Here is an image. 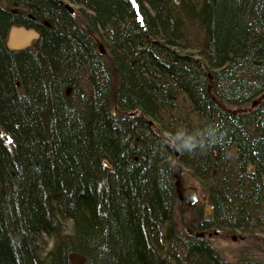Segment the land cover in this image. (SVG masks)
I'll return each instance as SVG.
<instances>
[{
    "label": "trees",
    "instance_id": "obj_1",
    "mask_svg": "<svg viewBox=\"0 0 264 264\" xmlns=\"http://www.w3.org/2000/svg\"><path fill=\"white\" fill-rule=\"evenodd\" d=\"M14 8L48 22L30 50L6 46ZM215 130L203 152L172 144ZM186 171L210 216L176 219ZM214 229L250 251L228 262ZM74 253L264 264V0H0V264Z\"/></svg>",
    "mask_w": 264,
    "mask_h": 264
},
{
    "label": "rangeland",
    "instance_id": "obj_2",
    "mask_svg": "<svg viewBox=\"0 0 264 264\" xmlns=\"http://www.w3.org/2000/svg\"><path fill=\"white\" fill-rule=\"evenodd\" d=\"M71 5L76 9L74 4L71 3ZM181 181L185 188L195 189L198 193L197 200L192 206H186L182 201H179V205L176 209V219L181 221L180 210H182V206L188 207L187 219L190 220L194 217L197 207L205 209L207 206V201L204 200V198H207L206 192L200 183L187 171L184 173V176H182ZM197 204L198 206L196 207ZM245 237L243 233L229 234V232L223 233L216 229L205 233V239L219 251L225 260L231 263L238 262L243 251H250L249 248L251 247V243L248 238Z\"/></svg>",
    "mask_w": 264,
    "mask_h": 264
},
{
    "label": "water",
    "instance_id": "obj_3",
    "mask_svg": "<svg viewBox=\"0 0 264 264\" xmlns=\"http://www.w3.org/2000/svg\"><path fill=\"white\" fill-rule=\"evenodd\" d=\"M65 8L70 11L72 14H75V9L72 7L71 4L65 3ZM40 34L35 29H28L21 26H13L10 28L6 46L10 51H22L25 49H28L31 47L34 41L39 40ZM92 38L97 43L100 52H104L103 45L99 38L96 35H92ZM4 134V132H2ZM104 164L107 167H111V165L108 163V161H104ZM181 172V171H180ZM175 190L177 193V197L180 201H182L186 206H192L195 201L197 200L198 193L195 189H187L182 184V181L180 178L177 177V180L175 182ZM205 201H207V198H204ZM213 212V207L210 205H207L204 209V213L206 216H210ZM199 236L203 237L205 236V233H199ZM86 261L85 256L74 253L70 256V264H84Z\"/></svg>",
    "mask_w": 264,
    "mask_h": 264
},
{
    "label": "clouds",
    "instance_id": "obj_4",
    "mask_svg": "<svg viewBox=\"0 0 264 264\" xmlns=\"http://www.w3.org/2000/svg\"><path fill=\"white\" fill-rule=\"evenodd\" d=\"M217 133H218V130H215L214 135L210 137L209 139H207L206 141H204L203 143L195 136L186 134V138L182 140V143L178 145L175 143H172V144L177 149L187 152L189 154L195 153L198 149L201 152H203L207 148L211 147L212 145L220 141V138L223 134L220 133L218 135ZM176 135L177 133L174 134V136Z\"/></svg>",
    "mask_w": 264,
    "mask_h": 264
},
{
    "label": "flooded vegetation",
    "instance_id": "obj_5",
    "mask_svg": "<svg viewBox=\"0 0 264 264\" xmlns=\"http://www.w3.org/2000/svg\"><path fill=\"white\" fill-rule=\"evenodd\" d=\"M12 11H13L15 16L22 18L21 21L17 22L13 26H21V27H25L28 29H35L37 32H39L40 37H41L40 28L45 27V26H47V27L49 26L48 22L41 21V23H40L33 15H31L29 13H25L20 8H14ZM39 40H40V38H39ZM37 41H34L33 44L31 45V47H29L28 49H25V50H30L32 47H34V45ZM25 50H22V51H25Z\"/></svg>",
    "mask_w": 264,
    "mask_h": 264
},
{
    "label": "bare ground",
    "instance_id": "obj_6",
    "mask_svg": "<svg viewBox=\"0 0 264 264\" xmlns=\"http://www.w3.org/2000/svg\"><path fill=\"white\" fill-rule=\"evenodd\" d=\"M178 178H180V179H181V177H180V176H179ZM178 200H179V199H178ZM179 201H180V200H179ZM244 252H246V251H243V252H242V255H243V253H244ZM242 255H241V256H242ZM240 258H241V257H240ZM239 260H240V259H239Z\"/></svg>",
    "mask_w": 264,
    "mask_h": 264
}]
</instances>
